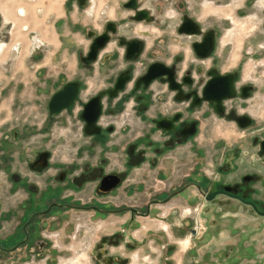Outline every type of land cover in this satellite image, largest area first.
Returning <instances> with one entry per match:
<instances>
[{
  "label": "flooded vegetation",
  "instance_id": "obj_1",
  "mask_svg": "<svg viewBox=\"0 0 264 264\" xmlns=\"http://www.w3.org/2000/svg\"><path fill=\"white\" fill-rule=\"evenodd\" d=\"M28 1L33 0L23 2ZM216 1L201 4L218 9L212 4ZM2 3L0 41L6 45L12 43L19 26L9 13L12 9L6 10ZM194 3L120 0L126 13L106 17L99 29L95 24L83 28L90 39L79 57L84 72L73 79L58 77L50 97L69 81L77 83L78 94L52 113L48 97L46 117L35 124L37 133L66 130L69 142L22 146L5 135L0 158L5 177L1 215L8 227L0 237V256L22 249V257L29 261L46 251L55 256L58 241L42 234L43 227L56 225L74 210L89 211L103 222L107 216H119L118 229L99 236L106 264L131 260L137 264H233L239 260L241 256L227 249L204 254L206 240L196 218L210 210L264 215L258 213L264 212V70L256 65L254 70H244L240 63L222 70L217 64V22L205 25L194 12ZM20 8L15 9L17 19L27 16V9L23 6L20 12ZM64 10L66 16L54 20L59 37H73L69 31L72 11L93 18L108 8L99 10L97 0H66ZM22 26L30 37L38 34V45L44 50L47 43L39 30ZM103 35L107 40L89 59L91 45ZM249 40L243 57L250 62L264 59V44ZM150 69L153 76H145ZM214 76L221 78L213 80L206 99L204 88ZM228 79L231 90L225 97ZM211 97H219V102ZM214 117H221L231 132L238 133L220 153L228 157L230 172L241 156L243 171L232 172L228 180L217 173L218 153L206 155V146L199 140ZM12 135L18 136L17 132ZM142 220H152V225L144 230ZM160 220L164 224L159 227ZM138 227L140 239L133 233ZM111 243L117 250L109 254ZM134 250H139L136 257L130 253Z\"/></svg>",
  "mask_w": 264,
  "mask_h": 264
},
{
  "label": "rangeland",
  "instance_id": "obj_2",
  "mask_svg": "<svg viewBox=\"0 0 264 264\" xmlns=\"http://www.w3.org/2000/svg\"><path fill=\"white\" fill-rule=\"evenodd\" d=\"M23 1L25 0H3L2 3L6 10L12 9L9 13L14 15L19 28L17 33L12 34V43L4 45L0 41V49L5 54L0 57V158L3 152L2 145L6 139L5 135L10 136V142L22 146H39L45 143L50 144V142L65 146L69 142L70 137L66 130L53 129L51 133H45V131L37 133L35 130V124L42 123V119L46 117L45 104L51 95V90L54 89L53 82L60 76L73 79L83 74L84 66L81 65L79 57L85 54L86 45L90 40L83 32L84 27L95 24L99 29L106 17L116 18L120 13L127 12L120 6V0H97L98 9L108 8L107 13L100 15L101 11H99L92 18L89 15L84 16L77 11H72L69 14L71 16L69 24L72 27L69 28L67 25L65 32L69 28L73 37H59L55 30L54 20L64 18L68 13L64 10L66 0ZM190 1L192 3V0ZM203 1L194 0L196 3L192 6H194L195 14L203 19L205 25L212 21L217 22L219 32L216 43V51L219 54L217 64L221 69L224 70L240 63L244 70L248 68L254 70V65L264 70V59H251L250 62L248 58L243 57L242 52L247 38L253 44H264V0H252L251 4L246 3V0H217L212 4L218 9L209 3L205 8L201 4ZM17 5L21 7L20 12L23 6L27 9L26 17L16 18ZM21 14L20 17H23ZM5 18L10 19L6 14ZM26 24L32 30H39L42 38L46 40L47 46H44V50L38 45L41 42L38 34L35 33L34 37H30L28 29L23 28L22 25ZM62 28L63 25H61V30ZM18 41L22 43L19 46L16 45ZM13 45L14 48H12ZM208 128V130L203 128L199 140L204 144L202 147L206 146V155L210 152L218 153L217 173L223 176L224 180H228L232 172L243 171L241 156L235 159L236 166L234 171L230 172L228 157H222L220 153L225 150L232 139L237 137L238 133L231 132L232 130L227 128V122L221 117L212 118V123ZM12 129L17 132V137H13L14 132L11 134ZM210 146L216 149L211 147L210 150ZM4 179L3 167L0 166V237L5 234L4 230L8 227L5 217L1 215L5 207ZM205 205L214 206L210 203ZM234 206L239 205L234 204ZM93 216L89 211L69 210L68 214L59 218L56 225L43 227L42 234H49L55 241H58L56 246L58 251L55 256L46 251L42 256H31L29 261L22 257L24 254L22 249L21 252L16 250L9 257L8 255L0 256V264H106L103 255L100 254L99 236L102 232L111 233L118 229L116 224H118L119 216H107L106 222L99 219L100 216L96 218ZM197 218L196 222L201 226L199 227L201 237L206 240L202 242L204 254L206 250V254L212 255L216 249H227L231 250L228 253L241 256L233 264H264V215L258 216L241 211L232 212V214L224 212L215 214L210 210L201 214L199 220ZM156 223L154 221V225ZM158 223L159 227L164 224L161 220ZM151 225L152 220H142L140 227L145 230ZM140 227L133 230L138 239L141 237L138 233L141 232ZM114 244H110L109 254L117 250ZM138 252L139 250H134L130 253L132 257H136ZM141 252L147 254L144 249ZM2 253L0 252V255ZM142 261L145 262V260ZM126 264H137V262L131 260Z\"/></svg>",
  "mask_w": 264,
  "mask_h": 264
},
{
  "label": "water",
  "instance_id": "obj_3",
  "mask_svg": "<svg viewBox=\"0 0 264 264\" xmlns=\"http://www.w3.org/2000/svg\"><path fill=\"white\" fill-rule=\"evenodd\" d=\"M107 36L103 35L102 37H96V39L94 40L93 44L91 45V49H90V54L88 55V58L93 59L96 54L98 53V48L103 44V42L105 40H107ZM147 77H152V72L151 69L148 70L147 74L145 75ZM215 78V79H214ZM221 76H214L212 79H210L211 81H209L203 91V96L208 99L210 98V94L208 92H206L209 88L211 83L213 82V80H220ZM229 79L227 80V82H225V88H226V92L223 94L225 95V97H228V95L230 94V90H231V86L229 85ZM206 92V93H205ZM78 92H77V83L76 82H67L64 86L63 89L59 90V91H55L54 94L50 97L48 105L50 107V113L52 112H57L62 110L63 108H65L66 105L69 104L70 101L73 100V98L75 96H77ZM212 99H215L217 101V103L219 102V97H211ZM249 202V204H251L252 207H254L253 203H251V201H247ZM210 202H205V204H208ZM211 204V203H210ZM214 204V203H213ZM255 208V207H254ZM259 215L260 214H264V212H258Z\"/></svg>",
  "mask_w": 264,
  "mask_h": 264
},
{
  "label": "crops",
  "instance_id": "obj_4",
  "mask_svg": "<svg viewBox=\"0 0 264 264\" xmlns=\"http://www.w3.org/2000/svg\"><path fill=\"white\" fill-rule=\"evenodd\" d=\"M5 54H4V52H3V50H1L0 49V57H3ZM10 55H8V57H9ZM5 59H7V58H5Z\"/></svg>",
  "mask_w": 264,
  "mask_h": 264
}]
</instances>
